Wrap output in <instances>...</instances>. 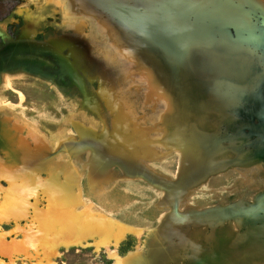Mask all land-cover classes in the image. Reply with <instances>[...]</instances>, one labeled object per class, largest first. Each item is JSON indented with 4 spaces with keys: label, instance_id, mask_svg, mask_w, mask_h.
Masks as SVG:
<instances>
[{
    "label": "rangeland",
    "instance_id": "obj_1",
    "mask_svg": "<svg viewBox=\"0 0 264 264\" xmlns=\"http://www.w3.org/2000/svg\"><path fill=\"white\" fill-rule=\"evenodd\" d=\"M263 107L264 0H0V264H264Z\"/></svg>",
    "mask_w": 264,
    "mask_h": 264
},
{
    "label": "crops",
    "instance_id": "obj_2",
    "mask_svg": "<svg viewBox=\"0 0 264 264\" xmlns=\"http://www.w3.org/2000/svg\"><path fill=\"white\" fill-rule=\"evenodd\" d=\"M226 57H224V60ZM16 160H17V163L15 164V166H13V168H16L15 171L16 173L13 171V170H10L8 175H9V178L11 177L12 179V185L15 186L16 188H18L19 186L22 185V188L21 189H31L33 192L35 193H38V191H41V194L43 195V199L44 198H48V203L49 205H52V204H55V203H58L59 202V197H50V194H51V188H54V189H58L57 191H59V184H56L53 182V179L52 177H50V173L48 172L50 170L51 172V169L49 168L48 165H46V167L44 166L45 164L42 163L41 165L39 163H32L31 161V158L29 159L27 155H20V154H17L16 156ZM35 157V156H34ZM38 162V160H36ZM33 169L35 170H42L43 169V173L47 174V177H42L41 174L39 172H31L33 171ZM47 171V172H45ZM3 169H0V174H2ZM13 172L16 174V175H11L13 174ZM40 174V176H39ZM3 175V174H2ZM6 175V174H5ZM14 177V178H13ZM35 178L37 179V181H39L40 183H38L36 185V187H34L33 185L30 186L29 182L25 184H21V185H18V184H15L14 181L18 182V181H33L35 180ZM25 185V186H23ZM11 186V187H13ZM62 187V186H61ZM60 187V188H61ZM14 191V189H13ZM60 192V191H59ZM47 201V200H46Z\"/></svg>",
    "mask_w": 264,
    "mask_h": 264
},
{
    "label": "bare ground",
    "instance_id": "obj_3",
    "mask_svg": "<svg viewBox=\"0 0 264 264\" xmlns=\"http://www.w3.org/2000/svg\"><path fill=\"white\" fill-rule=\"evenodd\" d=\"M6 207V206H5ZM7 209V208H6Z\"/></svg>",
    "mask_w": 264,
    "mask_h": 264
},
{
    "label": "flooded vegetation",
    "instance_id": "obj_4",
    "mask_svg": "<svg viewBox=\"0 0 264 264\" xmlns=\"http://www.w3.org/2000/svg\"><path fill=\"white\" fill-rule=\"evenodd\" d=\"M256 104V103H255ZM264 108V107H263Z\"/></svg>",
    "mask_w": 264,
    "mask_h": 264
},
{
    "label": "water",
    "instance_id": "obj_5",
    "mask_svg": "<svg viewBox=\"0 0 264 264\" xmlns=\"http://www.w3.org/2000/svg\"><path fill=\"white\" fill-rule=\"evenodd\" d=\"M188 44V43H187Z\"/></svg>",
    "mask_w": 264,
    "mask_h": 264
}]
</instances>
